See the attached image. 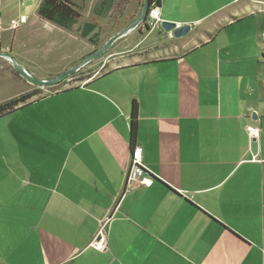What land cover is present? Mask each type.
I'll return each mask as SVG.
<instances>
[{"label":"crops","instance_id":"1","mask_svg":"<svg viewBox=\"0 0 264 264\" xmlns=\"http://www.w3.org/2000/svg\"><path fill=\"white\" fill-rule=\"evenodd\" d=\"M159 2L160 22L190 31L155 27L139 43L156 31L176 53L141 60L137 43L78 88L0 118L61 101L42 163L0 180V264H264V0ZM133 102L147 187H125ZM104 218L102 253L89 243Z\"/></svg>","mask_w":264,"mask_h":264},{"label":"rangeland","instance_id":"2","mask_svg":"<svg viewBox=\"0 0 264 264\" xmlns=\"http://www.w3.org/2000/svg\"><path fill=\"white\" fill-rule=\"evenodd\" d=\"M95 2L96 0H83L82 2L78 0V4L82 7L81 18L78 25L74 26L71 31H66L37 17L36 11L40 0H0V51L9 52L11 47L10 54L37 79L48 80L55 77L75 66L110 37L124 30L137 19L143 0H129L121 13L116 9L106 18L93 15L92 8ZM85 22H95L98 25L97 47L92 45L88 39L79 37L78 28ZM13 24H15L14 37ZM145 34L142 25L116 41L100 58L80 69V75L66 79L52 87L31 85L13 70L9 62L0 59V104L24 94H36L31 99L35 100L63 89L81 86L110 69L109 57L125 52L137 43L139 45L134 47L133 52H142V55H139L141 60L149 56H165L169 51L176 53L174 41L167 38L159 39L156 31L149 34L140 44L139 41ZM11 42L12 45H10ZM59 102L45 101L19 118L14 116L5 121L0 120L1 181L9 177L15 178V164L25 165L30 162L40 165L42 163L38 160V155L45 146L43 122L52 121V118L60 115ZM27 132L30 133L29 138L26 136ZM17 147L20 149L18 153L15 150ZM24 148L35 155L26 157ZM2 165H6V169L14 168V171H3L5 169Z\"/></svg>","mask_w":264,"mask_h":264},{"label":"trees","instance_id":"3","mask_svg":"<svg viewBox=\"0 0 264 264\" xmlns=\"http://www.w3.org/2000/svg\"><path fill=\"white\" fill-rule=\"evenodd\" d=\"M81 2L83 0H80ZM129 0H96L92 8V13L95 17L106 18L114 10H119L121 13L128 5ZM159 0H149V6L159 7ZM81 5L78 4V0H40L36 15L39 19L49 22L56 27L71 31L74 26L78 25V21L81 18L80 10ZM98 25L95 22H85L78 28L79 37L82 39H88V41L98 46L99 34L96 32ZM81 73L78 71L71 75L67 79H72ZM74 88H78L74 87ZM61 91V90H60ZM36 94H24L15 99L5 101L0 104V118L13 114L16 110L31 104L41 98L31 100ZM129 138L131 144V154L134 149L133 143L136 138L137 130V106L135 102L132 103L130 116H129ZM131 158V156H130Z\"/></svg>","mask_w":264,"mask_h":264},{"label":"water","instance_id":"4","mask_svg":"<svg viewBox=\"0 0 264 264\" xmlns=\"http://www.w3.org/2000/svg\"><path fill=\"white\" fill-rule=\"evenodd\" d=\"M150 9L149 0H143L140 14L137 19H135L131 24H129L124 30L118 32L114 36L110 37L103 45L98 47L96 50L91 52L85 58H83L79 63L75 66L63 71L62 73L57 74L55 77L51 79H37L33 77L15 57H13L10 52H1L0 51V59H4L10 63L13 70L22 78H24L28 83L38 87H52L58 85L62 81L66 80L71 75L78 72L80 69L84 68L86 65L91 63L92 61L100 58L103 54H105L113 44L127 36L132 31L138 29L143 25L144 32H149L150 29L146 26L147 14ZM159 28L164 32L170 34L175 39H181L190 31V26H177L174 23L170 22H160ZM252 120H256L255 115H252Z\"/></svg>","mask_w":264,"mask_h":264},{"label":"built area","instance_id":"5","mask_svg":"<svg viewBox=\"0 0 264 264\" xmlns=\"http://www.w3.org/2000/svg\"><path fill=\"white\" fill-rule=\"evenodd\" d=\"M160 20L158 18V8L150 7L147 19L146 26L151 30L155 27H159ZM247 134L250 140H254L259 136V129L257 127L248 126L246 128ZM141 154L142 149L139 146H135L131 158L128 171L126 173V186L130 188L134 187H147L153 183V178H142L146 172L145 168L141 163ZM108 223V219L104 218L98 221V229L96 234L93 236L92 240L89 243V247L98 251L105 252L107 250V234H106V225Z\"/></svg>","mask_w":264,"mask_h":264}]
</instances>
